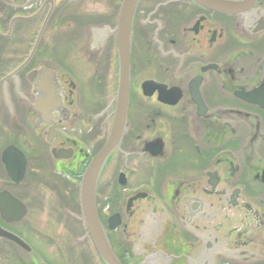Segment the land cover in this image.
<instances>
[{
	"label": "flooded vegetation",
	"instance_id": "af4514ba",
	"mask_svg": "<svg viewBox=\"0 0 264 264\" xmlns=\"http://www.w3.org/2000/svg\"><path fill=\"white\" fill-rule=\"evenodd\" d=\"M112 1L107 20L114 23L89 25L95 15L76 8L95 0H28L23 6L0 0V59L11 58L17 35L29 40L23 60L0 73V229L30 251L1 238L0 244L23 254L25 264L63 261L38 257L14 230L28 210L25 195L40 186L47 157L70 179L78 160L85 165L110 132L107 72L101 78L95 69L107 70L112 54L116 58V36L104 34L115 28L122 0ZM70 15L81 21L70 32L75 48L83 43L85 71L91 70L81 77L49 66L41 44L48 29L62 37ZM129 59L126 124L95 191L97 218L114 256L120 264H264V0L235 13L190 0H139ZM100 80L102 93L91 108L89 92ZM38 86L48 89L49 102ZM9 148L17 155L10 152L7 160L24 163L18 182L2 161ZM113 163L119 168L111 170ZM11 198L26 210L19 222L2 215ZM84 239L92 250L86 232Z\"/></svg>",
	"mask_w": 264,
	"mask_h": 264
},
{
	"label": "rangeland",
	"instance_id": "374dc122",
	"mask_svg": "<svg viewBox=\"0 0 264 264\" xmlns=\"http://www.w3.org/2000/svg\"><path fill=\"white\" fill-rule=\"evenodd\" d=\"M112 0H95L94 5L84 3L79 5L76 9H89L94 15L95 19L87 21L86 24H113L114 19L107 20L113 8ZM82 12V11H81ZM110 17V16H109ZM78 19L74 15L66 18L64 21L62 37L55 38V31L49 29L43 33L41 37V44L43 49L47 51V58L44 59L51 67H55L61 71H69L76 76H83L88 72L85 70L86 60L82 59L81 52L84 49L83 43L79 45V48H75L74 38L72 39L71 27L76 23ZM89 22V23H88ZM83 23V22H82ZM86 26V25H85ZM17 29H20L22 25H16ZM74 28V27H73ZM81 30L82 28L79 27ZM85 30V29H83ZM96 30V29H95ZM36 30H34V33ZM82 32H79V34ZM33 32L30 36L32 39ZM29 42L28 38L23 39L21 35H17L12 44V56L9 59H0V73H5L12 70L23 59V52L25 45L23 43ZM78 50V51H77ZM9 51V52H11ZM26 52V49H25ZM0 55H2L0 53ZM57 55V59L53 56ZM78 55L79 59H73ZM51 56V57H50ZM105 61L104 64H106ZM88 68V66H86ZM97 67V65H96ZM92 69V66L90 67ZM67 69V70H66ZM105 70L102 67H97L96 76L101 77L103 73L107 72L106 78V96L103 102L106 104L111 101L113 103L116 81H117V59H109V65ZM104 83V82H103ZM102 80L94 83L92 90L89 92L90 103L93 108V102L97 99V96L102 93ZM113 106L110 110L112 114ZM136 109L131 107L129 119H137L135 115ZM99 140L95 141L94 151L98 146ZM100 145V144H99ZM93 145L90 147L92 150ZM90 153H93L89 150ZM94 152V153H95ZM49 157L46 160V171L40 176V186L37 190L28 192L24 198L27 205V213L22 222L15 226L14 230L21 233L24 239H27L32 245L34 252L40 258H45L49 261H57L62 259V264H87L90 263L88 258L94 257L93 263L99 264L95 253L89 250L88 242L85 238V229L80 220V211L76 205L77 193L76 189L79 187V175L81 173L83 159L78 161V172L73 174L70 179L61 175L58 170H53V165L49 161ZM111 170L119 168L113 163ZM42 234H45L46 239H42ZM55 250V251H54ZM89 250V252H88ZM49 261H47L49 263ZM27 261L23 254L11 245L0 244V264H25Z\"/></svg>",
	"mask_w": 264,
	"mask_h": 264
},
{
	"label": "water",
	"instance_id": "95a60500",
	"mask_svg": "<svg viewBox=\"0 0 264 264\" xmlns=\"http://www.w3.org/2000/svg\"><path fill=\"white\" fill-rule=\"evenodd\" d=\"M7 1L14 5L23 6L28 0ZM191 1L215 11H220L223 13H235L255 0H244L243 2L239 3L225 2L222 0ZM137 2L138 0H123L120 7L117 27L115 29L117 35L118 76L111 130L102 148L91 158L86 169L84 170L78 191V203L82 222L85 226L87 235L93 245L94 250L105 264H119V262L111 251L105 235L101 230L96 214L94 197L98 177L110 154L118 147L126 124L129 99L130 30ZM42 70L44 73L48 72L44 69ZM37 88L38 90H43L46 98L45 101L49 102L47 96L48 89L42 86H38ZM11 150L12 149H8L6 151L2 161L5 163L9 175L14 179V181L18 182V180H20L24 174V163L20 160V158L10 159L11 162H9L6 155H8ZM160 150L161 145L156 148V152H159ZM55 159H60V157L55 155ZM18 161L21 162L19 169L17 166ZM1 211L3 217L9 218L10 222L20 221L25 214L24 207L12 198L9 200V206L1 208ZM0 237L14 243L16 246L20 247L26 252L30 251L29 247L21 239L1 229Z\"/></svg>",
	"mask_w": 264,
	"mask_h": 264
}]
</instances>
